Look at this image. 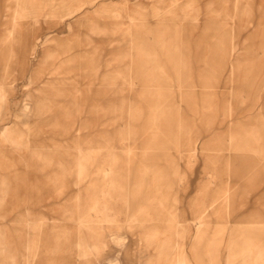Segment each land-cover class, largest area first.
Masks as SVG:
<instances>
[{
  "label": "rangeland",
  "instance_id": "obj_1",
  "mask_svg": "<svg viewBox=\"0 0 264 264\" xmlns=\"http://www.w3.org/2000/svg\"><path fill=\"white\" fill-rule=\"evenodd\" d=\"M0 264H264V0H0Z\"/></svg>",
  "mask_w": 264,
  "mask_h": 264
},
{
  "label": "bare ground",
  "instance_id": "obj_2",
  "mask_svg": "<svg viewBox=\"0 0 264 264\" xmlns=\"http://www.w3.org/2000/svg\"><path fill=\"white\" fill-rule=\"evenodd\" d=\"M157 204H158V203H157ZM159 205H160V204H159ZM159 205H158V206H159ZM161 206H162V205H160V207H161ZM160 209H161V208H160ZM161 210H162V209H161Z\"/></svg>",
  "mask_w": 264,
  "mask_h": 264
}]
</instances>
